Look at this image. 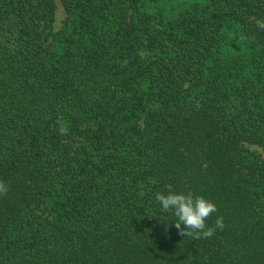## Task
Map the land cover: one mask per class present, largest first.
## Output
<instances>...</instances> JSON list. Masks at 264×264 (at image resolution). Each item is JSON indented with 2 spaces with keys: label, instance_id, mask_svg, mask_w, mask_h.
<instances>
[{
  "label": "trees",
  "instance_id": "trees-1",
  "mask_svg": "<svg viewBox=\"0 0 264 264\" xmlns=\"http://www.w3.org/2000/svg\"><path fill=\"white\" fill-rule=\"evenodd\" d=\"M62 3L0 0V264H264V0Z\"/></svg>",
  "mask_w": 264,
  "mask_h": 264
},
{
  "label": "clouds",
  "instance_id": "clouds-1",
  "mask_svg": "<svg viewBox=\"0 0 264 264\" xmlns=\"http://www.w3.org/2000/svg\"><path fill=\"white\" fill-rule=\"evenodd\" d=\"M256 26L264 30V19H257ZM59 131L61 135L67 134V128L63 125ZM9 190V185L0 180V196L7 195ZM155 201L160 205L162 212L172 213L176 217L174 226L181 236L192 237L194 240L208 239L217 229L223 230L225 226L222 216L217 217L214 227L207 225L206 221L218 211V208L213 201L204 196L169 191L167 194L156 193Z\"/></svg>",
  "mask_w": 264,
  "mask_h": 264
},
{
  "label": "rangeland",
  "instance_id": "rangeland-1",
  "mask_svg": "<svg viewBox=\"0 0 264 264\" xmlns=\"http://www.w3.org/2000/svg\"><path fill=\"white\" fill-rule=\"evenodd\" d=\"M55 3H56L55 29L56 31H60L64 26L67 15L62 0H55ZM248 148L264 157V149L262 147L253 145V146H248Z\"/></svg>",
  "mask_w": 264,
  "mask_h": 264
}]
</instances>
